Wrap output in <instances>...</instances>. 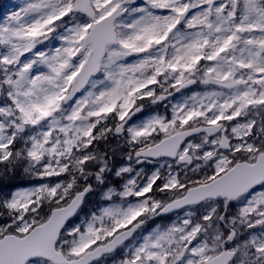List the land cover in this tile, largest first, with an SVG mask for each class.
Here are the masks:
<instances>
[{
    "label": "snow or ice",
    "instance_id": "1",
    "mask_svg": "<svg viewBox=\"0 0 264 264\" xmlns=\"http://www.w3.org/2000/svg\"><path fill=\"white\" fill-rule=\"evenodd\" d=\"M0 264H264V0L0 6Z\"/></svg>",
    "mask_w": 264,
    "mask_h": 264
},
{
    "label": "rangeland",
    "instance_id": "2",
    "mask_svg": "<svg viewBox=\"0 0 264 264\" xmlns=\"http://www.w3.org/2000/svg\"><path fill=\"white\" fill-rule=\"evenodd\" d=\"M19 2V0H0V6H2L3 4H5V3H18ZM121 143H122V141H121ZM110 144H111V147H113V148H115L116 147V144H117V141H115V140H112V141H110ZM119 149H117V152L119 153ZM115 163H116V165L118 166L120 163H121V160L120 159H117L116 161H115Z\"/></svg>",
    "mask_w": 264,
    "mask_h": 264
},
{
    "label": "flooded vegetation",
    "instance_id": "3",
    "mask_svg": "<svg viewBox=\"0 0 264 264\" xmlns=\"http://www.w3.org/2000/svg\"><path fill=\"white\" fill-rule=\"evenodd\" d=\"M149 166L151 167V165H147L146 167L148 168Z\"/></svg>",
    "mask_w": 264,
    "mask_h": 264
}]
</instances>
